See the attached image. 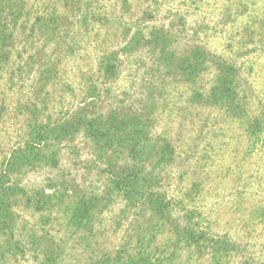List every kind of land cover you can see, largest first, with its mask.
I'll return each mask as SVG.
<instances>
[{"label": "rangeland", "instance_id": "rangeland-1", "mask_svg": "<svg viewBox=\"0 0 264 264\" xmlns=\"http://www.w3.org/2000/svg\"><path fill=\"white\" fill-rule=\"evenodd\" d=\"M17 3L0 43V264H122L139 248L264 264V0ZM217 58L237 68L230 99L213 95ZM95 118L109 142L90 138ZM133 167L126 195L114 177Z\"/></svg>", "mask_w": 264, "mask_h": 264}, {"label": "trees", "instance_id": "trees-1", "mask_svg": "<svg viewBox=\"0 0 264 264\" xmlns=\"http://www.w3.org/2000/svg\"><path fill=\"white\" fill-rule=\"evenodd\" d=\"M1 7L4 8L3 11H6L4 14L0 15V43H7L9 36H13L15 25L18 23L19 17L21 16V8L19 7L17 0H0ZM8 8V9H7ZM13 24V25H12ZM14 26V28H13ZM204 57V53L199 48H196L191 52V54L187 57L185 62V70L189 72V74L193 71L192 69L193 65L189 66V61L192 60L193 63L199 67L202 63V58ZM219 63H217L218 68L220 69V73L217 77V86H216V92L213 94L215 97L218 98V100L225 99L229 97H233L235 92V82H236V70L237 68L230 64L229 62H226L224 59L217 58ZM109 63L106 64L105 68L108 69ZM234 100V98H233ZM220 102V101H219ZM88 130L90 132V138L95 140L105 139L107 142L110 141V131L112 130V125L104 123L103 121H98L96 118L90 121V124L88 126ZM138 136V135H137ZM133 153L136 154L137 150L134 148L132 150ZM11 161L14 162V159H11ZM136 168H130L126 169L125 171L119 173L116 177H114V182L116 184V187L120 191L126 192L125 194H129L128 191V185L130 183L129 176H132L134 174V177L138 176L136 172L132 171ZM131 178V177H130ZM132 196V195H131ZM144 196H142V199ZM167 199L159 192H149L147 196L142 200L145 203L149 205L151 208H153L156 212L161 213L163 217H166L167 210L169 208V202L166 201ZM1 206V204H0ZM75 216H78V219H81L83 214L79 215L78 212H75ZM185 236L186 241H190V239L193 242H197L201 244L204 240H209L208 237H206V234L202 233L199 234L197 237H195L191 230H189L186 227V231L183 234ZM217 248V253L222 247L221 241H214ZM215 245V244H214ZM124 253L119 252V254ZM145 252L143 251V248H139L137 251H135L134 255L130 256L126 262H123L122 264H163V261L161 259H152L150 256L145 255ZM215 260V258H213ZM121 257L119 256L116 261H120ZM215 264H218V261H216Z\"/></svg>", "mask_w": 264, "mask_h": 264}]
</instances>
